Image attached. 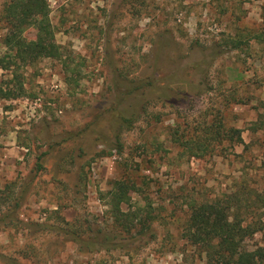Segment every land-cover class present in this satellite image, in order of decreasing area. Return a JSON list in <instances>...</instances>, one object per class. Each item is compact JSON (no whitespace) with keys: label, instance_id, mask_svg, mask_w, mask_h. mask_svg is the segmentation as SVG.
<instances>
[{"label":"rangeland","instance_id":"1","mask_svg":"<svg viewBox=\"0 0 264 264\" xmlns=\"http://www.w3.org/2000/svg\"><path fill=\"white\" fill-rule=\"evenodd\" d=\"M8 1L0 0V58L12 56L2 43L1 11ZM47 4L60 57L28 64L13 60V67L0 69L4 87L14 81L16 92L19 83L23 88L21 96L0 100V186L30 183L19 218L51 228L0 232V264H205L182 236L189 205L247 192L261 201L244 224L260 217L263 228L246 246H262L264 129L253 132L251 124L264 121V39H255L264 35V0ZM24 36L33 40L35 30ZM228 38L244 43L232 49L225 45ZM158 47L164 68L158 78L185 70L188 85L201 84L202 91L188 87L185 95L174 96L172 106L151 99L134 126L121 131L122 153L105 156L109 151L96 142L93 128L76 136L98 116L97 130L107 129L115 92L105 57L120 78L135 80L152 75ZM211 125L220 127L221 136L224 129L239 133L208 139L211 134L204 133ZM199 144L213 145L200 152ZM126 176L146 183L155 238L128 252H80L64 230L77 229L84 237L93 229L113 232L107 192L111 181ZM133 201L146 208L137 196Z\"/></svg>","mask_w":264,"mask_h":264},{"label":"trees","instance_id":"2","mask_svg":"<svg viewBox=\"0 0 264 264\" xmlns=\"http://www.w3.org/2000/svg\"><path fill=\"white\" fill-rule=\"evenodd\" d=\"M1 20L6 26V34L2 43L8 54L12 56L0 58V69L13 67V60L28 64L42 58L60 57L59 48L54 43L53 31L49 23L47 0H10L1 11ZM29 29L35 30L33 40H27L24 36ZM260 37L264 39V35H257L255 39ZM159 39L167 43L164 40V35L159 36ZM242 43H244L242 40L231 38L225 40V45H230L232 49H239ZM162 53L163 48L158 47L155 52V66L152 75L135 80L120 78L118 69L107 54L105 61L113 74V90L115 92L114 99L111 102L112 109L107 111L106 114L109 116V120L106 122L107 129L97 130L100 122L98 116L93 124L76 134V136L80 137L85 132L92 131L93 128L96 142L109 151L108 153L105 152V156L111 155L112 152L120 154L123 151V145L119 137L121 131L123 129L130 130L134 126L151 99L156 98V100L169 103L172 106L174 105L175 95H185L187 88H191L190 83L188 85L185 79V70L182 73L180 69H176L173 74L165 73L163 78H158L160 71L164 69L161 66ZM121 79L126 83L123 87L119 82ZM12 83V86L7 85L6 87L0 83V100L14 99L23 94L20 83L17 92L12 88L15 82ZM191 89L199 94L202 91V85L196 84ZM129 100H132V103L127 105ZM122 103L124 106H122ZM219 128L216 125L208 126L207 131L209 130V132L204 134H211L208 139H216L217 137L221 140L223 137L227 139L230 136L229 133L236 135L239 133L238 130L221 129L223 131L221 136L218 131ZM263 129L264 121L251 124L253 132ZM185 144H188V141ZM212 145L199 144L197 149L204 152ZM125 167L129 169L128 165ZM37 169H43L40 162ZM29 186L30 183L22 185L19 189H17L15 183L0 186V232L7 230L16 233L28 231L34 234L40 230L51 228L48 225L39 223L23 222L19 218V212L27 199ZM107 196L106 212L113 232L106 233L101 229H93L85 237V233L81 235L77 229L72 230L69 228L63 232L78 246L80 252H128L155 238L151 226L154 221L152 204L146 193L145 181L141 180L137 183L130 176L113 180L109 184ZM134 196H137V201L145 202V209L133 201ZM243 196L246 198H243ZM243 196H235V199L223 201L192 202L189 205L188 217L183 226L182 236L187 243L197 248L200 255L203 256L205 264H264V244L256 246L254 249H249L246 246V242L253 239L255 234L263 228L260 217H258V220L244 224L246 215L251 213L249 212L250 209L257 206L261 200L259 195L255 194L253 196L250 192ZM260 209L264 213V208ZM258 215L262 214L259 213ZM57 218L63 221L61 217L57 216ZM56 230L63 231L59 228H56ZM11 264L19 263L12 260Z\"/></svg>","mask_w":264,"mask_h":264}]
</instances>
